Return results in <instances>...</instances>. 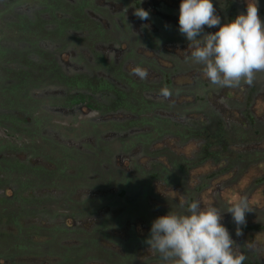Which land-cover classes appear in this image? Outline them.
<instances>
[{
    "label": "flooded vegetation",
    "instance_id": "flooded-vegetation-1",
    "mask_svg": "<svg viewBox=\"0 0 264 264\" xmlns=\"http://www.w3.org/2000/svg\"><path fill=\"white\" fill-rule=\"evenodd\" d=\"M212 3L221 24L246 7L245 0ZM179 4L0 0V127L7 130H0V264H162L145 242L152 221L184 211L181 204L205 192L233 187L229 180L222 185V173H238L243 158H261L264 72L251 84L212 85L189 58V41L178 31ZM136 7L149 11V19L133 15ZM262 9L258 0L264 22ZM216 30L205 26L204 33ZM137 65L146 79L132 74ZM164 86L167 98L160 95ZM87 106L100 116L81 117ZM225 115L248 125L256 140L240 138L244 130L231 128ZM209 124L216 127V152L200 137ZM239 150L247 156L228 157ZM205 155H211L206 164L223 171L196 172ZM263 180L249 183L244 194L248 215L259 223Z\"/></svg>",
    "mask_w": 264,
    "mask_h": 264
},
{
    "label": "clouds",
    "instance_id": "clouds-1",
    "mask_svg": "<svg viewBox=\"0 0 264 264\" xmlns=\"http://www.w3.org/2000/svg\"><path fill=\"white\" fill-rule=\"evenodd\" d=\"M245 5L244 12L221 24L212 0H180L178 31L189 41V58L202 66L204 78L212 85L251 84L257 72H264V22L258 0H245ZM133 15L149 19V11L142 7H136ZM205 26L217 30L204 33ZM131 71L141 80L147 78L146 69L139 65ZM170 94L167 86L161 88V96ZM185 204H181L184 211L170 210L152 221L145 242L162 264H243L247 257L222 223L220 208L202 207L198 200ZM226 211L236 225L245 224V214L251 211L247 197H233L226 203ZM241 234L237 228L236 235Z\"/></svg>",
    "mask_w": 264,
    "mask_h": 264
},
{
    "label": "rangeland",
    "instance_id": "rangeland-1",
    "mask_svg": "<svg viewBox=\"0 0 264 264\" xmlns=\"http://www.w3.org/2000/svg\"><path fill=\"white\" fill-rule=\"evenodd\" d=\"M238 8H239L238 14L245 11V9L243 7L240 8V6H239ZM260 14L264 15V9H262V11H261ZM178 97H181L182 99H185V97L180 96V95H178ZM243 98H244V96L238 95L237 101L239 102V105L236 104V106L241 107V105H242L241 102L243 101ZM176 102L177 103H181L178 100ZM224 113H225V109L223 110L221 108L220 113L219 114H216V118L219 119V120L222 119V116L224 115ZM225 119L228 122V124L231 125L230 126L231 128H233V127H239V128H242L244 130L243 133L245 135L244 136H241L240 138H244L246 141H249V140L250 141H253L254 140V139L252 140V137H249V134H248V125L245 126V127H242L237 122L234 124L232 122L233 121V117H230L229 115H225ZM223 122H224V120H223ZM196 123H200L199 120H196ZM212 127L213 128H216L215 126H212L210 124L200 127L203 130V132L200 135V137L201 138H205L206 139V142L209 143V145L211 146L210 151H215L216 152L219 149H214L213 148L216 139L213 137L214 135H213V133L211 131V128ZM219 129H221V128L219 127ZM189 137H193L194 138L193 135H190ZM226 137H228V136H226ZM226 137L224 136V139H226V142L229 143V139H228L229 137L228 138H226ZM221 138H223V137H221ZM200 147H201V145L199 144L198 149ZM226 151H224V152H226ZM236 153L237 154H235L234 156L228 154V157H231V159H235L237 161H240L241 160V158H239L240 157V154H243L244 155L243 157L247 156V154L245 153V150H239V151H236ZM210 156L211 155H205L203 157V159H205V161L203 160V163L202 164L196 162V165L194 166V169H195L196 172L201 171L204 168V169H207L206 172L204 173L205 175H207V174H210L213 171H215V169H217L218 166L217 167L216 166L215 167H212V165L206 164L207 163V160L206 159L208 157H210ZM244 159L245 158H243V160ZM262 163H264V162H262ZM249 164L250 163H245V161H243V163L241 164L242 166L239 169V172L238 173L235 172V171H233L230 174L229 173H227V174H223L222 173V176L225 177L224 180H223L222 185L225 184L224 181H228L229 180L228 183L231 182V184L233 183L234 186L233 187L226 186L225 188L223 187L220 191L216 192L215 194L213 193L214 196L217 198V201L216 200L214 201L213 194L212 193H209V191L208 192H205L204 195L202 196V199L200 200L201 206L203 207V206H208V205H215L217 207V206H219L218 205V201L220 199L221 200L224 199L226 201V203H227V201L232 200L233 197L238 196V195H243L244 191H247L248 190V184L250 183L249 181H252V182L257 181V182H259L260 179H261V175H262L261 174V170L264 171V168H260L259 171H256L254 169H256V167H257L258 164L256 165V167L255 166L254 167H250V166H248ZM218 168L219 169H222V165H219ZM222 171H223V169H222ZM214 175H217V173L216 174L214 173ZM262 187L264 188V184L263 183H261V186H259L257 188L259 190L258 191L256 190L259 193V195L261 194L260 192H262L261 189L264 190ZM252 193H253V191H252ZM172 203L174 205H177V203L174 202V201ZM260 209H262V208H260ZM226 218L227 217H225V215L223 214V220H222V222H225ZM232 221H233V219L230 220V222H232ZM251 221H253V220L251 219ZM248 223H250L249 222V219H248ZM262 233L264 235V232H262ZM242 234L244 235V238L248 241V247H249V249L250 250L257 251L258 254H259V256L263 258L264 257V240L262 239L263 240L262 242H261V240L256 241L255 238L251 237L252 235L249 236V237L248 236H245V234H250L249 231H248V233L243 232Z\"/></svg>",
    "mask_w": 264,
    "mask_h": 264
},
{
    "label": "crops",
    "instance_id": "crops-1",
    "mask_svg": "<svg viewBox=\"0 0 264 264\" xmlns=\"http://www.w3.org/2000/svg\"><path fill=\"white\" fill-rule=\"evenodd\" d=\"M177 100L179 102H182V100H184V99H182L181 97H178L176 99V101ZM59 117L66 119L63 116H59ZM252 139H256V138L252 137ZM256 150H261V149H258L257 148ZM208 152H213V151H210V149H209ZM262 152H263V149H262ZM245 160H246L245 163H250L248 165L250 167H254V166L256 167V165L258 164L257 167L258 166H261L260 168H264V163H262V162H264V153L262 154L261 158H259L257 160H250V159L248 160V157H246ZM262 171L263 170H261V174L262 175H261V179L260 180H263L262 178L264 177V171L263 172ZM249 182L250 183H254L252 181H249ZM263 182H264V180H263ZM259 186H260V184L257 187H259ZM261 191H263V190L261 189ZM245 192L246 191H244L243 195L245 194ZM260 193L262 194L263 192H260ZM214 194H213V199H214V201L215 200L217 201V198L214 196ZM261 194L260 195L257 194V195L258 196H261ZM257 195H251V198H253L254 200H256ZM263 196L264 195H262V197ZM247 199H248V195H247ZM263 199H264V197H263ZM224 204L226 205V201L224 199L223 200L220 199L218 201V205L219 206H217L218 208H220L222 215L224 214L225 217H227L226 220H225V222H222V223L224 224V226H228L229 227L228 231H229L232 239L235 241L236 245L240 247L239 248V251L243 252L246 255L247 258L245 259V261L243 262V264H264V257L263 258L260 257L257 251H254V250H250L249 249V247H248V241L244 238V235L243 234H241L239 236L236 235V230H237V228H239L240 231H241V233H243V232L248 233V231L250 232V234H245V236H248L249 237V236L252 235L251 237L255 238L256 241L261 240V242H262L264 240V235L262 233V232H264V210H263V208L262 209H260V208H257L256 209L259 212V214H258L259 216L258 217L260 218V220H262V223H259L258 220L256 219V217L254 215H252V214L251 215H248V212H247L245 214V220H246L245 224H243V225H236L233 221L230 222V220L233 219V218H232L231 215H228V212L224 209V208H226L224 206ZM223 206H224V208H223ZM229 216H231V218H229ZM248 219H249V222L250 223H248ZM251 219L253 221H251Z\"/></svg>",
    "mask_w": 264,
    "mask_h": 264
},
{
    "label": "water",
    "instance_id": "water-1",
    "mask_svg": "<svg viewBox=\"0 0 264 264\" xmlns=\"http://www.w3.org/2000/svg\"><path fill=\"white\" fill-rule=\"evenodd\" d=\"M78 107L80 108V105H78ZM78 109V108H77ZM83 111V110H82ZM85 112V113H84ZM83 112V114H81L82 116L81 117H99L100 116V111L99 110H97V109H95V108H92V107H90V106H87L86 107V109H85V111ZM126 117H128V118H136V116L135 115H132V114H127V115H125ZM80 117V118H81ZM0 130L3 132V133H7V130H6V128H4V127H0ZM20 141H25V142H27V141H29V138L26 136V135H21V140ZM37 142H38V144L39 145H47L43 140H41V139H38L37 140ZM46 148H48V147H46Z\"/></svg>",
    "mask_w": 264,
    "mask_h": 264
},
{
    "label": "trees",
    "instance_id": "trees-1",
    "mask_svg": "<svg viewBox=\"0 0 264 264\" xmlns=\"http://www.w3.org/2000/svg\"><path fill=\"white\" fill-rule=\"evenodd\" d=\"M54 120L55 121H57L58 123H64L65 121H66V119H64V118H60L59 116H55V118H54ZM77 125H80V124H82L81 123V119H77ZM95 158V157H94ZM94 158H91L92 160L91 161H93L94 160ZM97 158H99V157H97ZM96 159V158H95ZM19 205H17V204H15V206L14 207H18Z\"/></svg>",
    "mask_w": 264,
    "mask_h": 264
}]
</instances>
